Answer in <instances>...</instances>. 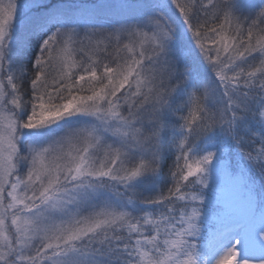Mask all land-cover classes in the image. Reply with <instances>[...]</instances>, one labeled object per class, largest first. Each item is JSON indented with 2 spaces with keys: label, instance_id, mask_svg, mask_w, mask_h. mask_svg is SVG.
<instances>
[{
  "label": "snow or ice",
  "instance_id": "snow-or-ice-1",
  "mask_svg": "<svg viewBox=\"0 0 264 264\" xmlns=\"http://www.w3.org/2000/svg\"><path fill=\"white\" fill-rule=\"evenodd\" d=\"M0 264H264V0H0Z\"/></svg>",
  "mask_w": 264,
  "mask_h": 264
},
{
  "label": "rangeland",
  "instance_id": "rangeland-1",
  "mask_svg": "<svg viewBox=\"0 0 264 264\" xmlns=\"http://www.w3.org/2000/svg\"><path fill=\"white\" fill-rule=\"evenodd\" d=\"M222 181L225 180V178L221 179ZM233 195L237 201L243 200V192L240 188H233L232 189Z\"/></svg>",
  "mask_w": 264,
  "mask_h": 264
},
{
  "label": "trees",
  "instance_id": "trees-1",
  "mask_svg": "<svg viewBox=\"0 0 264 264\" xmlns=\"http://www.w3.org/2000/svg\"><path fill=\"white\" fill-rule=\"evenodd\" d=\"M169 163H171V161L169 160ZM165 172H167V168H165ZM224 177L221 176V179H223Z\"/></svg>",
  "mask_w": 264,
  "mask_h": 264
}]
</instances>
